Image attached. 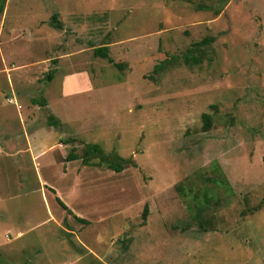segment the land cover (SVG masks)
<instances>
[{
	"label": "rangeland",
	"instance_id": "1",
	"mask_svg": "<svg viewBox=\"0 0 264 264\" xmlns=\"http://www.w3.org/2000/svg\"><path fill=\"white\" fill-rule=\"evenodd\" d=\"M0 264H264V0H5Z\"/></svg>",
	"mask_w": 264,
	"mask_h": 264
},
{
	"label": "trees",
	"instance_id": "2",
	"mask_svg": "<svg viewBox=\"0 0 264 264\" xmlns=\"http://www.w3.org/2000/svg\"><path fill=\"white\" fill-rule=\"evenodd\" d=\"M4 6H5V0H0V16L4 12ZM51 25L55 29H63L62 23L58 20V15H54L51 20ZM212 42L211 39H205L204 41L196 44L197 48L200 49L202 46L209 45ZM94 54L97 57H100L102 59L107 60L111 64H115L114 60L109 56V48L107 46H102L100 48L94 49ZM187 62L188 63H199L200 59L195 58V56L192 55V51L189 52V56L187 57ZM117 67L118 64H115ZM162 69L161 66H158L157 68H154V73H158ZM52 80V72L49 73L48 75V81ZM35 105H39L40 107H46L47 106V100L46 99H41L40 101L38 100H33ZM204 130L209 131L212 125V120L210 115H204ZM48 125L50 127H53L55 129H59L61 127V122L58 118H56L54 115H50L48 117ZM76 140L74 139H68L61 144L69 145L71 143H75ZM82 160L83 165L85 166H98V167H103L108 170H111L116 173H121L125 170L127 166H135L134 163L131 161L122 158L119 156L117 153L112 152L108 155L104 153L102 148L97 145V144H86L83 148V154L82 156L78 155L75 148L71 150L69 155L66 158L67 162L75 161V160ZM57 202L60 205V207L68 213L71 214V211L68 209V207L63 203V201L59 198H57ZM148 207L146 206L143 212V220L146 221L147 215H148ZM79 222H85L81 218H77Z\"/></svg>",
	"mask_w": 264,
	"mask_h": 264
},
{
	"label": "crops",
	"instance_id": "3",
	"mask_svg": "<svg viewBox=\"0 0 264 264\" xmlns=\"http://www.w3.org/2000/svg\"><path fill=\"white\" fill-rule=\"evenodd\" d=\"M61 82H62V91H63L62 96H66V97H70L72 95L75 96L74 94L78 93V91H81L80 89L85 91L83 88H89V87L91 88L93 86L92 84H90L86 73L74 72L63 75L61 77ZM61 126H62V122H61Z\"/></svg>",
	"mask_w": 264,
	"mask_h": 264
}]
</instances>
